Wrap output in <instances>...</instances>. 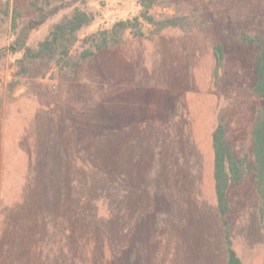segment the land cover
Returning <instances> with one entry per match:
<instances>
[{
  "label": "rangeland",
  "instance_id": "374dc122",
  "mask_svg": "<svg viewBox=\"0 0 264 264\" xmlns=\"http://www.w3.org/2000/svg\"><path fill=\"white\" fill-rule=\"evenodd\" d=\"M122 2L109 15L106 0H61L16 31L31 21L26 43L36 47L62 16L87 10L77 57L83 37L143 10ZM163 2L148 14H185L186 28L154 34L143 21V36L127 29L74 69L37 63L18 77L22 52L0 57V264H225L211 131L221 121L238 151L249 148L264 0ZM15 38L0 10V46ZM228 194L232 246L244 264H262L253 175Z\"/></svg>",
  "mask_w": 264,
  "mask_h": 264
},
{
  "label": "trees",
  "instance_id": "16d2710c",
  "mask_svg": "<svg viewBox=\"0 0 264 264\" xmlns=\"http://www.w3.org/2000/svg\"><path fill=\"white\" fill-rule=\"evenodd\" d=\"M61 0H5L1 6V14L9 19L10 28L15 31L16 38L7 46H0V57L11 53L22 52L16 61L15 75L18 77L33 76L36 74L37 63L42 65L53 63L59 69H74L81 62L93 56L95 53L109 51L122 42L127 29L133 30L135 36H143V21L153 26V33L159 34L163 29L186 28L188 16L182 13L165 15L155 18L148 14V9L158 4H164L163 0H137L143 7L138 16L129 19H119L109 28L99 29L82 38V43L87 44L77 57L71 54L72 47L78 40L77 32L93 20V13L79 7H75L70 14L62 16L55 22L46 36L40 40L36 47L26 43L28 32L35 25L30 21L19 30L18 20L31 14L38 18L47 14L55 3ZM169 3V2H168ZM167 3V4H168ZM166 4V3H165ZM244 44L248 45L255 41L251 35L242 37ZM264 47V39L261 40ZM214 55V74L223 60V48L221 43H216L212 49ZM257 78L253 91L261 102L258 104L250 127V139L248 146L237 150L229 140L225 126L217 122L211 131V148L213 155L212 180L215 207L220 216L226 238L225 264H244L232 246L230 238L227 214L231 208L229 188L241 182L248 175H253L256 184L258 205L255 209L261 222L264 242V49L260 51L256 61ZM264 264V261L262 262Z\"/></svg>",
  "mask_w": 264,
  "mask_h": 264
},
{
  "label": "crops",
  "instance_id": "0c3cea01",
  "mask_svg": "<svg viewBox=\"0 0 264 264\" xmlns=\"http://www.w3.org/2000/svg\"><path fill=\"white\" fill-rule=\"evenodd\" d=\"M106 2H107V5L109 2V8L106 9L109 15L116 13V12H120L122 8L124 7V3L122 2V0H106Z\"/></svg>",
  "mask_w": 264,
  "mask_h": 264
}]
</instances>
